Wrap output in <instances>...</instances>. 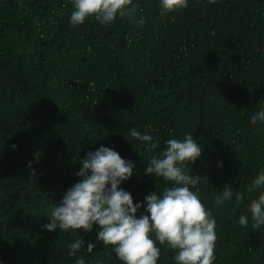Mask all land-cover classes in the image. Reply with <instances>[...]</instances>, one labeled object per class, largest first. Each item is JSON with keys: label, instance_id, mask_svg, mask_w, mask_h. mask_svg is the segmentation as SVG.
<instances>
[{"label": "trees", "instance_id": "trees-1", "mask_svg": "<svg viewBox=\"0 0 264 264\" xmlns=\"http://www.w3.org/2000/svg\"><path fill=\"white\" fill-rule=\"evenodd\" d=\"M133 3L143 23L73 27L71 0H0V264H73L75 237L95 243L78 253L86 264H121L95 226L48 231L45 213L81 179L80 158L104 145L134 162L119 187L141 202L139 216L144 196L167 183L145 173L148 158L185 132L202 146L187 167L215 217L212 264H264V226H240L245 207L211 195L225 179L244 191L264 168V122L247 119L264 104V2L189 0L165 15L159 0ZM131 127L157 147L128 136ZM159 247L158 264H174Z\"/></svg>", "mask_w": 264, "mask_h": 264}, {"label": "clouds", "instance_id": "clouds-1", "mask_svg": "<svg viewBox=\"0 0 264 264\" xmlns=\"http://www.w3.org/2000/svg\"><path fill=\"white\" fill-rule=\"evenodd\" d=\"M188 5L189 0H159V11L165 15ZM136 12L133 0H71L69 24L75 27L94 18L101 25H111L117 17L143 23V17L137 21ZM247 119L264 122V104L249 111ZM127 132L141 143L150 142V148L157 147L158 142L149 132L136 127ZM163 143L165 146L148 158L145 173L167 183L162 188L156 185L155 190L144 196V211L139 216L141 202L134 203L131 192L119 187L131 177L134 162L113 148L100 145L80 158L81 167L76 175L81 179L64 192L58 203L49 206L45 214L50 222L41 227L74 233L80 229L87 232L95 226L96 240L102 241L106 249L110 246V252L121 264H158L159 245L172 250L174 264H212L215 217L202 202L197 188L202 176L187 167L201 156V143L193 138L192 132H185L182 138L169 136ZM205 179L208 182L207 176ZM211 195L214 203L233 197L234 211L241 205L245 207L237 220L240 226L248 227L249 221L252 229L264 226V168L256 172L244 191L231 188L225 179ZM84 244V238L80 237L68 244V255L75 257L73 264H86L78 253L81 249L91 253L95 247L91 241L87 247ZM94 264L105 261L97 258Z\"/></svg>", "mask_w": 264, "mask_h": 264}]
</instances>
